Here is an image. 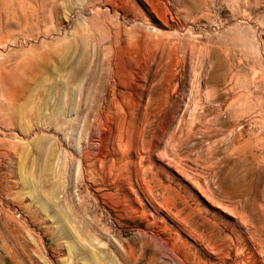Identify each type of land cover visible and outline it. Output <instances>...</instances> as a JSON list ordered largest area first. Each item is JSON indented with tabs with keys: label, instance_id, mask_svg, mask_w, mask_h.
Segmentation results:
<instances>
[{
	"label": "rangeland",
	"instance_id": "obj_1",
	"mask_svg": "<svg viewBox=\"0 0 264 264\" xmlns=\"http://www.w3.org/2000/svg\"><path fill=\"white\" fill-rule=\"evenodd\" d=\"M0 264H264V0H0Z\"/></svg>",
	"mask_w": 264,
	"mask_h": 264
}]
</instances>
